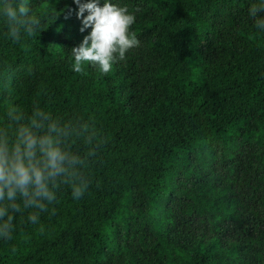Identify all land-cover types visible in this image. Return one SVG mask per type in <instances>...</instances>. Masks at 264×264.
<instances>
[{
    "label": "trees",
    "instance_id": "trees-1",
    "mask_svg": "<svg viewBox=\"0 0 264 264\" xmlns=\"http://www.w3.org/2000/svg\"><path fill=\"white\" fill-rule=\"evenodd\" d=\"M111 2L135 14L140 44L107 74L73 70L91 30L73 0H30L41 25L18 42L0 15V123L10 100L38 104L88 122L97 146L85 194L61 185L39 223L17 214L0 264H264L258 0Z\"/></svg>",
    "mask_w": 264,
    "mask_h": 264
},
{
    "label": "clouds",
    "instance_id": "clouds-1",
    "mask_svg": "<svg viewBox=\"0 0 264 264\" xmlns=\"http://www.w3.org/2000/svg\"><path fill=\"white\" fill-rule=\"evenodd\" d=\"M73 3L82 24L80 31L91 29L71 49L75 72H82L87 62L107 74L113 64L126 59L130 49L139 46L135 33L129 31L136 17L126 6L111 0ZM0 15L7 24V36L17 42L22 35L33 36L41 25L30 0H3ZM249 16L256 29L264 31V0L250 6ZM95 139L94 127L78 117H55L38 104L30 114L14 101L5 105V119L0 123V239L13 238L17 214L28 212L27 220L39 223L40 213L49 211L61 185L71 187L74 199L85 194L89 181L83 169L97 154ZM77 142L87 146L85 153L74 150Z\"/></svg>",
    "mask_w": 264,
    "mask_h": 264
}]
</instances>
